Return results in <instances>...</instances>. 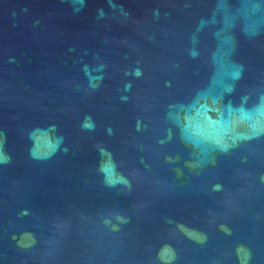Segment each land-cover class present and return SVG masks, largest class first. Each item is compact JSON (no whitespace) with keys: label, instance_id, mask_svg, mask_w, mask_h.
<instances>
[{"label":"water","instance_id":"obj_1","mask_svg":"<svg viewBox=\"0 0 264 264\" xmlns=\"http://www.w3.org/2000/svg\"><path fill=\"white\" fill-rule=\"evenodd\" d=\"M0 264H264V0H0Z\"/></svg>","mask_w":264,"mask_h":264}]
</instances>
